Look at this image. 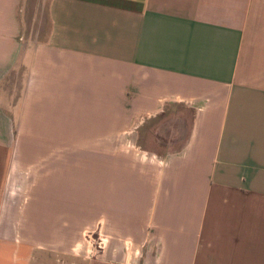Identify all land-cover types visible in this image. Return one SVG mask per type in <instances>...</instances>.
Returning <instances> with one entry per match:
<instances>
[{
    "label": "crops",
    "instance_id": "0c3cea01",
    "mask_svg": "<svg viewBox=\"0 0 264 264\" xmlns=\"http://www.w3.org/2000/svg\"><path fill=\"white\" fill-rule=\"evenodd\" d=\"M92 223L141 249L90 264H264V0H0V264Z\"/></svg>",
    "mask_w": 264,
    "mask_h": 264
},
{
    "label": "rangeland",
    "instance_id": "374dc122",
    "mask_svg": "<svg viewBox=\"0 0 264 264\" xmlns=\"http://www.w3.org/2000/svg\"><path fill=\"white\" fill-rule=\"evenodd\" d=\"M23 23V38L25 37V39L33 38L41 28L44 31L46 29V27H44L46 25L45 7L42 8L41 5H39L38 8L29 10L23 16ZM19 70L20 68L11 71L5 81L14 80V77L18 75ZM169 113L172 115H169L170 118H166L167 120L165 122L160 123V129L162 131L171 132L166 133L167 141L176 146V144L180 142V138L182 139V136L185 134L183 131L185 130L186 123L183 118L187 117L188 114L184 111L183 107H176L172 109L171 112H166L165 115H168ZM173 114L176 115L174 116ZM158 124L159 123H156L154 127L156 129L153 133L154 137L152 139L154 142H156L155 136H162V133H157ZM84 227L85 228L81 229L76 241H73L68 249L70 258L77 261L76 264H90L95 257L106 259L110 254H112V259L130 262L140 253V243H134L131 245L129 241L123 240L117 235L101 233L99 227L93 223ZM115 242L119 245L118 248L113 247L115 246ZM8 244H10V242H7V245ZM39 253H41L39 249L33 248L31 250L30 259L19 261L16 264H43V257H41ZM1 258L2 263H9V258L8 255H6L5 250L3 251ZM79 258L84 260V263L81 262ZM45 262H48L47 264H58L53 260H46ZM64 264L67 263L65 262Z\"/></svg>",
    "mask_w": 264,
    "mask_h": 264
}]
</instances>
